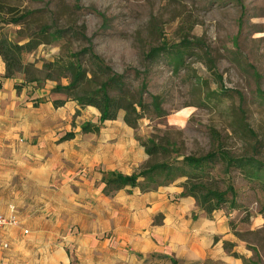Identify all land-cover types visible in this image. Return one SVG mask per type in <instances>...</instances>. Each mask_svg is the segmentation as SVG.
<instances>
[{
    "label": "rangeland",
    "instance_id": "1",
    "mask_svg": "<svg viewBox=\"0 0 264 264\" xmlns=\"http://www.w3.org/2000/svg\"><path fill=\"white\" fill-rule=\"evenodd\" d=\"M0 7V34L35 47L22 51L27 72L14 86L55 92L68 85L70 74L52 65L68 61L91 79V56L108 74L124 78L142 105L135 107L139 119L128 126L130 135L143 149L154 144L166 151L146 155L139 171L178 165L184 157L222 154L237 161L217 158L187 168L195 175L188 188L216 191L236 204L216 211L228 232L213 236L205 264H264V0H0ZM176 50L183 59L172 67ZM151 53L157 57L150 59ZM104 78H92L84 90ZM154 97L160 114L151 106ZM89 116L83 114V122ZM248 163L257 178L241 167ZM157 180L139 179V186L152 191L170 184Z\"/></svg>",
    "mask_w": 264,
    "mask_h": 264
},
{
    "label": "crops",
    "instance_id": "2",
    "mask_svg": "<svg viewBox=\"0 0 264 264\" xmlns=\"http://www.w3.org/2000/svg\"><path fill=\"white\" fill-rule=\"evenodd\" d=\"M20 83L0 58V214L12 207L19 223L0 231V264H205L213 236L228 228L178 184L103 193L113 175L147 160L122 114L83 135V123L97 122L94 108Z\"/></svg>",
    "mask_w": 264,
    "mask_h": 264
},
{
    "label": "trees",
    "instance_id": "3",
    "mask_svg": "<svg viewBox=\"0 0 264 264\" xmlns=\"http://www.w3.org/2000/svg\"><path fill=\"white\" fill-rule=\"evenodd\" d=\"M1 8V7H0ZM22 18V17H20ZM32 42H28L23 46L13 44L7 41L0 34V58L5 64V77L11 78L15 74H25L27 72L26 66L22 61V51L26 48L33 49ZM179 49V48H178ZM177 49V50H178ZM176 54L172 55L171 66L177 67L180 66L182 62V53L177 51ZM155 55V56H154ZM157 54L150 55V59H155ZM92 66L95 68L93 70L92 78H98L104 76L105 78L98 83V87L91 91H86L83 88V85L90 83L91 79L87 78L88 72L84 70L79 64L68 61L65 64L56 63L52 65L55 70L64 69L70 76V82L65 87L57 86L55 87V92H61L66 96L67 99L75 102L79 107H91L94 108L99 117L97 119V124L85 123L81 127V132L83 133H92L97 134L99 132V125L107 121H115L120 112H124L123 121L127 126H134L139 119L135 107H141L140 98L135 99V94L128 88L127 83L124 81L122 76H112L108 74L105 69H103L98 61L94 57ZM95 59V60H94ZM18 88V86H15ZM152 108L160 114V102L157 97H154L151 101ZM73 138V134H66L61 140H69ZM152 144V143H151ZM145 149L146 155L149 157H154L161 152H166L163 148L152 144L148 146L147 144H142ZM217 158H222L227 165H237V161L230 160L226 155H208L205 158H193V157H184L178 165H170L167 163L155 164L150 166L147 169H141L139 172L132 174L131 176L123 175H113L105 183V188L103 190L104 194L111 196L114 193L123 190L127 187L135 188L139 187L142 192H149L152 188L150 185L145 187L139 186V179L150 182L149 184H156L158 177H165L167 182L173 184L175 179L185 178V182L178 184L184 192L192 197L198 204L199 208L205 212L207 216L212 215L217 210L221 209L222 206L230 204V206L235 209L236 204L234 201L229 202L225 195L222 193L206 190L204 193H201L196 189V187H189L187 184L190 182L191 178H194L195 175H192L187 172V168H194L198 170L206 162H211ZM248 164H243L241 167L245 169L246 174L252 175V177L257 178L256 175L250 174L249 169L251 166ZM239 166V165H238ZM240 167V166H239ZM157 186H161L158 185ZM232 196H234V191L231 190ZM226 243L224 246L226 247ZM166 258V257H164ZM171 264H177L176 261L170 259Z\"/></svg>",
    "mask_w": 264,
    "mask_h": 264
},
{
    "label": "built area",
    "instance_id": "4",
    "mask_svg": "<svg viewBox=\"0 0 264 264\" xmlns=\"http://www.w3.org/2000/svg\"><path fill=\"white\" fill-rule=\"evenodd\" d=\"M9 211H10L9 216H3L0 214V231L5 230L7 228L19 226L18 220L14 216V209L11 207ZM24 233H27V232H24Z\"/></svg>",
    "mask_w": 264,
    "mask_h": 264
}]
</instances>
